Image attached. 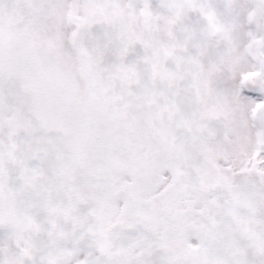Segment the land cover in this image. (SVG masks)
<instances>
[{
  "label": "snow or ice",
  "instance_id": "1",
  "mask_svg": "<svg viewBox=\"0 0 264 264\" xmlns=\"http://www.w3.org/2000/svg\"><path fill=\"white\" fill-rule=\"evenodd\" d=\"M0 264H264V0H0Z\"/></svg>",
  "mask_w": 264,
  "mask_h": 264
}]
</instances>
